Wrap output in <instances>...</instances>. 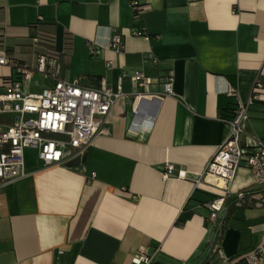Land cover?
<instances>
[{"label":"crops","instance_id":"crops-1","mask_svg":"<svg viewBox=\"0 0 264 264\" xmlns=\"http://www.w3.org/2000/svg\"><path fill=\"white\" fill-rule=\"evenodd\" d=\"M137 1L149 10L136 15L128 0H0V52L31 69L52 55L61 68L57 78L34 72L23 93L62 80L124 95L77 163L43 167L23 151L28 176L0 188V264H137L139 254L149 259L139 264H244L264 245V202L249 171L222 187L202 179L254 82L262 89L242 144L264 140V0ZM114 35L120 52L109 48ZM136 72L154 84L136 87ZM169 75L172 95L158 98ZM17 78L2 67L0 94ZM15 118L0 115V131ZM244 190L252 206L224 205L211 218L208 203Z\"/></svg>","mask_w":264,"mask_h":264},{"label":"built area","instance_id":"built-area-1","mask_svg":"<svg viewBox=\"0 0 264 264\" xmlns=\"http://www.w3.org/2000/svg\"><path fill=\"white\" fill-rule=\"evenodd\" d=\"M128 1L136 15L149 10L148 6L137 0ZM40 21L41 18H38L37 23ZM137 35L142 36V33L138 32ZM32 44L34 47L39 44L37 31L32 36ZM109 48L116 52L122 51V38L119 35L112 36ZM5 66L16 69L18 78L14 82L5 83L4 92L0 94V115L16 116L10 126L0 131V188L28 176L24 167L25 149L34 150L43 167L59 166L79 159L92 144L94 137L103 132L108 113L115 102L124 96L120 89L114 92L104 85L84 88L77 81L68 83L62 80H57L52 88L43 89L38 94H25L22 86L30 81L34 72L57 78L61 69L59 62L48 55H37L34 68L31 69L27 64H20L0 52V69ZM131 81L143 90L155 82L141 72H136ZM261 89L262 85L254 82L245 102L236 98L234 88L227 89L226 95L236 98L235 107L225 120L229 129L228 137L207 161L202 179L212 185L218 180L226 185L244 167L252 177L253 187L261 188L260 197L264 202V140H255L252 148L242 144L249 108L258 98ZM171 95L172 77L169 75L163 83V93L158 98ZM146 97L145 93L136 95L139 101ZM166 169L171 171V167ZM248 193L245 190L237 193L236 200H242ZM207 207L211 218L216 220L217 213L224 211V198L208 203ZM217 253L222 258L219 250ZM133 261L139 264L147 263L149 259L139 254ZM223 263L229 264L225 260ZM243 263L264 264V245L252 249L244 257Z\"/></svg>","mask_w":264,"mask_h":264},{"label":"trees","instance_id":"trees-1","mask_svg":"<svg viewBox=\"0 0 264 264\" xmlns=\"http://www.w3.org/2000/svg\"><path fill=\"white\" fill-rule=\"evenodd\" d=\"M39 40H40V37H39ZM46 42H47L46 43L47 46H49V44H50L51 41H49V39H48V41L46 40ZM50 57H53V56L50 55ZM224 205H226L227 207H229V206H235V207H250V206L253 205V201L251 199H249V196H245L240 201H237L236 200V197H234L233 199H226V198H224ZM228 216H229V209H228V212H227L225 218L221 222L220 229H219L220 234H223L224 230L226 229Z\"/></svg>","mask_w":264,"mask_h":264},{"label":"rangeland","instance_id":"rangeland-1","mask_svg":"<svg viewBox=\"0 0 264 264\" xmlns=\"http://www.w3.org/2000/svg\"><path fill=\"white\" fill-rule=\"evenodd\" d=\"M30 92H37L35 89H31L30 90ZM25 161L27 162V161H29V160H31V161H33V160H35V152H34V150H32V149H28V150H26L25 151Z\"/></svg>","mask_w":264,"mask_h":264},{"label":"bare ground","instance_id":"bare-ground-1","mask_svg":"<svg viewBox=\"0 0 264 264\" xmlns=\"http://www.w3.org/2000/svg\"><path fill=\"white\" fill-rule=\"evenodd\" d=\"M215 183H216L219 187H222V186H223V182L220 181V180L216 181Z\"/></svg>","mask_w":264,"mask_h":264},{"label":"water","instance_id":"water-1","mask_svg":"<svg viewBox=\"0 0 264 264\" xmlns=\"http://www.w3.org/2000/svg\"><path fill=\"white\" fill-rule=\"evenodd\" d=\"M75 162L77 163V162H78V160H75Z\"/></svg>","mask_w":264,"mask_h":264}]
</instances>
